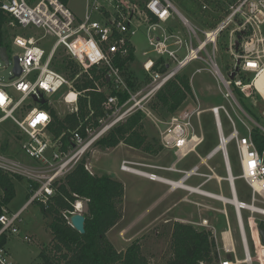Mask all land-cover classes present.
I'll return each instance as SVG.
<instances>
[{
    "label": "built area",
    "instance_id": "built-area-1",
    "mask_svg": "<svg viewBox=\"0 0 264 264\" xmlns=\"http://www.w3.org/2000/svg\"><path fill=\"white\" fill-rule=\"evenodd\" d=\"M0 15L4 18L3 25L10 28L36 27L43 30L44 37L46 34L53 37L49 50H46L40 39L33 35H15L10 42L12 48L16 49L13 56H17L21 73L13 76L11 70L9 82H0V123L10 119L16 125L24 136L20 148L32 160L30 163H22L0 155V169L10 175L27 178L30 192L27 203L40 201L46 204L54 194L55 183L83 160L91 145L132 113H144L147 97L154 96L194 60L204 61L208 65L212 76L223 86L225 98L234 99V88L247 97H255L253 93L262 96L254 83L259 74L264 72V0H229L222 18L214 26L203 30L178 12L169 0H145L142 4L137 0H86L81 16L76 15L61 0H0ZM175 16L179 19L182 30L170 29L167 25ZM140 27H144L150 47L148 51L142 52V68L147 76V86L145 90L134 91L128 86L118 61L125 60L131 49L135 54L131 37ZM228 28L227 50L234 59V65L224 75L216 62L215 50L219 36ZM198 31L203 34L202 40L198 37ZM209 45L211 49L208 51ZM60 49L84 72L92 67L102 70L106 84L116 92L127 94L122 103H119L117 94H107L101 105L103 115L97 117L95 122L87 123L83 128L84 134L81 132L83 123L69 131V144L66 146L63 143L64 131L55 136L49 130L52 122L50 109L39 105L48 104L52 95L69 84L66 77L52 67V61ZM201 52H205L206 56L201 57ZM151 54L155 56L152 57ZM9 65L10 61L6 66ZM233 72L234 76L230 77ZM251 85L253 90L247 92ZM12 89L19 93L18 97L11 92ZM70 94L74 95L72 99L75 102L78 91L69 92L64 101L69 102ZM27 99L35 104L28 106L25 104ZM42 99H45L43 103L40 102ZM255 99L259 98L255 97L254 101ZM220 110L231 122L232 129L228 134L222 128ZM209 111L214 119L218 144L208 151L205 159L212 158L217 152L221 153L228 174L230 197L209 192L200 186L185 184L188 177L200 175L198 165L187 170L177 167L179 161L195 152L204 141L203 134L196 131L191 121L193 114L199 118V109L187 117L171 116L166 126L160 129L161 146L172 151L175 157L169 165L122 160L119 170L164 183L170 188H181L213 198L223 204H232L244 258L239 259L233 249L230 251L231 257L219 256L218 264H264V243L258 231L261 220L257 217H264V159L251 141L250 130L244 135L240 134L224 105L212 106ZM92 113L90 111L88 117ZM41 116L46 119H40ZM232 141L241 167L240 177L250 188L249 202L237 199L230 175L228 144ZM84 166L93 174L87 164L84 163ZM153 170L178 172L181 175L178 179H173ZM186 201L198 207L209 208L196 201ZM21 210L22 208L15 212L9 211L7 204L3 202V193L0 195V264H14L5 243L7 234L17 231L16 223ZM242 210L249 214L247 220L253 236V250L248 246ZM222 213L226 217L229 231L226 208ZM190 223L211 231L219 254L221 247L217 242L216 231L208 220L202 218Z\"/></svg>",
    "mask_w": 264,
    "mask_h": 264
},
{
    "label": "rangeland",
    "instance_id": "rangeland-1",
    "mask_svg": "<svg viewBox=\"0 0 264 264\" xmlns=\"http://www.w3.org/2000/svg\"><path fill=\"white\" fill-rule=\"evenodd\" d=\"M33 2L35 0H29ZM139 4H142L145 0H137ZM172 5L186 17L193 25L198 29H208L214 26L224 15V9L229 0H169ZM86 0H68L67 6L78 16H81L85 9ZM178 28L182 30L180 22L175 19L174 21ZM4 37L7 41V52L11 65L6 66L5 62L0 58V82H9L11 78V70L13 63V55L16 49L11 46V39L17 35H33L40 39V43L46 50H49L50 45L53 42V37L46 34L44 37L43 30L36 27H15L10 28L3 25ZM228 31L226 29L218 38L215 56L216 62L222 74L227 75L228 71L234 65V59L227 50L228 47ZM198 37L202 40L203 34L198 31ZM132 45L135 49L134 60L128 64L127 70L123 73L126 76L134 77L135 87L134 91L145 90L147 86V76L142 68V61L144 59L142 52L150 49L144 27L138 28L136 34L131 37ZM210 45L207 47L209 51ZM57 58H67L65 52L60 49L56 53ZM201 57H205V52L199 54ZM152 57L155 55L151 54ZM78 66V65H77ZM52 67L61 73L68 80L66 85L57 94L52 95L47 106L50 110L56 113L59 118H63L66 115L75 114L79 124L87 122L92 123L94 121L81 119L79 116V97H85L89 92H102L105 96L111 93L112 89L110 85L105 84L102 78L94 82L93 88L79 90L75 83L83 78L82 73H85L81 67L79 73L74 78H69L53 65ZM182 74H185L189 78L192 94L187 96V103L184 104L182 113L170 112L164 106H162L154 96H149L145 100L146 111L142 113V122L144 125L145 133L155 149L159 150L154 152H145L142 149L132 148L124 143H120L118 147H114L107 151H102L96 145V142L89 147L83 160L84 163L89 166L90 171L93 174H110L111 171L119 176L124 182L125 193L122 204V217L121 219L107 232V238L112 243L114 248L121 252L135 239L140 240L141 252L148 259L151 264H165L172 256V227L173 221L169 220L165 216L160 214L161 205L158 207L157 212L153 211V208H146L147 203L152 196L148 185L150 180L144 177L127 173L120 172L118 170L121 159L137 161L141 163H150L165 165L174 161L175 157L172 151L164 149L159 142V131L166 126V123L170 120L171 116L187 117L191 112L196 109L201 110L200 116L197 119L195 114L191 116V121L196 129L204 136V141L196 148V151L191 153L186 159L190 161V164L198 161L196 155L200 154L205 156L208 151L216 144H218V136L214 119L209 108L215 105H224L232 117L236 128L240 134L244 135L248 130H251L253 126H258L264 129V102L255 99V94L249 96V102L246 101V111L238 101L237 96L234 93V99L225 98L223 86L212 76L208 70V65L201 60H194L188 66L181 70ZM234 88L233 91H235ZM71 91H78L76 101L71 102L73 94L69 95V102L64 101V97ZM247 92H251V89H247ZM11 92L18 97L19 93L13 89ZM246 97V96H244ZM185 99V100H186ZM25 104L28 106L35 104L31 99H27ZM102 105V103H101ZM27 106V107H28ZM200 107V108H199ZM147 112V113H146ZM220 121L225 134H228L232 125L222 110L219 111ZM256 119H255V118ZM87 119V120H86ZM258 121V122H257ZM78 124V125H79ZM24 138L23 134L14 125V123L7 119L0 123V155L12 161H20L22 163H30L32 160L21 150L20 143ZM229 155L234 159L238 160L236 146L234 141L228 144ZM214 157V156H213ZM212 164L217 167V172L223 174L224 166L221 159V154H217L212 158ZM147 169V168H144ZM152 170V169H151ZM12 183L14 187V197L7 203L9 211L15 212L22 208L20 217L17 225L16 232H9L7 234V241L5 247L11 257L14 264H42L39 258V252L43 246L49 247L50 240L52 238L49 228L45 223V219L41 216L39 206L37 202L27 203L30 192L27 178L22 175H13ZM236 190L239 199L249 202L250 200V188L246 185L243 180H237L235 182ZM210 189L214 192H221L224 196L229 197L230 192L228 184L223 183L222 189L219 190L215 183L210 185ZM2 189L0 187V195ZM78 201L74 203L77 204ZM27 203V204H26ZM80 209L75 212L84 211L85 205L80 201ZM26 204V205H25ZM208 205H214L218 208H222L223 204L218 201H209ZM186 207V205H184ZM197 208L206 209L204 206H196ZM228 212L229 222L232 225L233 235L236 240V254L239 259H243L244 255L242 252V246L240 244L239 235L236 232V220L235 214L231 206L226 205ZM205 211V210H204ZM188 218L184 221L190 223L198 220L199 210L195 214L188 212ZM242 221L244 225V231L247 238L248 246L250 250H253V236L250 229L249 221L247 220L249 214L245 211H241ZM138 218H135V216ZM210 221L213 223L216 232L219 234L221 230L227 228L225 217L223 214L218 212H212V214H205ZM194 216V218H193ZM247 216V218H246ZM257 217L264 221V217L257 215ZM138 219V224L144 226L141 230H135L138 227L135 224V220ZM219 245L221 242L219 241ZM221 247V246H220ZM48 249V248H47ZM221 256V254H218ZM223 256V255H222ZM231 257V256H229ZM224 258V257H222ZM246 264V263H243ZM252 264H259L253 262Z\"/></svg>",
    "mask_w": 264,
    "mask_h": 264
},
{
    "label": "trees",
    "instance_id": "trees-1",
    "mask_svg": "<svg viewBox=\"0 0 264 264\" xmlns=\"http://www.w3.org/2000/svg\"><path fill=\"white\" fill-rule=\"evenodd\" d=\"M67 3L68 0H61ZM4 18L0 15V45L7 47V41L3 30ZM133 49L125 60H119L123 73L128 64L134 60ZM57 56V55H56ZM54 57L52 65L65 74L74 78L79 73V68L72 60ZM102 70L92 67L88 72L82 73L83 78L76 87L81 89L93 88L94 82L102 78ZM128 86L134 90V77L126 76ZM112 89V88H111ZM117 94L119 103L126 98L125 92ZM235 95L244 109H247L248 97L235 89ZM192 94L189 78L185 74L176 77L156 93L157 101L168 111L175 112L187 96ZM258 95V94H257ZM102 92H89L85 97H79V116L81 119L92 111L88 120L95 122L97 117L103 115L101 103L105 99ZM47 107V103L39 104ZM50 109V108H49ZM52 122L50 132L55 136L65 132L64 146L69 144V131L78 126L75 114L59 118L53 110H50ZM142 112L137 111L129 115L124 121L115 125L104 136L96 141V145L102 151H107L124 143L135 149L156 153L154 145L148 139L142 122ZM255 118V117H254ZM86 119V120H87ZM256 119V118H255ZM258 122V121H257ZM84 122L81 132L84 134ZM250 138L256 150L264 159V131L258 126L250 130ZM12 176L0 169V187L3 193V202L9 203L14 197ZM124 197L123 184L110 174H91L84 166L82 160L69 174L55 183L54 194L46 204L37 202L41 216L49 228L52 236L49 247L43 246L39 252L42 264H151L141 252L140 240L132 241L124 251H117L107 238V232L121 219ZM82 201L85 205L81 214L84 216V233H79L69 223L71 212H74V203ZM259 228L264 230V221L259 222ZM172 256L165 264H218V252L216 242L210 230L198 228L191 223L175 221L172 227Z\"/></svg>",
    "mask_w": 264,
    "mask_h": 264
},
{
    "label": "crops",
    "instance_id": "crops-1",
    "mask_svg": "<svg viewBox=\"0 0 264 264\" xmlns=\"http://www.w3.org/2000/svg\"><path fill=\"white\" fill-rule=\"evenodd\" d=\"M175 19H177L179 21V19L176 16L168 21L167 25L169 26L170 29H172V28L173 29H177L178 28L177 24L174 22ZM254 84H256V80H255ZM248 88L253 90V86L252 85L250 87H248ZM255 96L257 98H259V100L264 102L263 95L260 96V95H257V93H255ZM187 101H188V99L184 100V102L178 108L176 113L179 110H180L179 112H181V113L184 111L182 109H183L184 104L187 103ZM119 145H117L116 147H118ZM215 146H216V144L211 149H213ZM219 153L220 152H217L214 155V157L217 154H219ZM205 156L203 157L200 154L196 155V158L198 159V161L194 162L193 164H190V161H188L186 159L187 157H185L181 161L178 162L177 167L179 169H181V170H187V169H190L194 165H198L199 166L200 175H192V176L188 177L185 180V184L190 185V186H200V188H202L204 190H207L209 192H212V193H215V194H222L221 192L212 191L210 189V185L212 183H215L218 186V189L221 190L223 183L226 182L228 184V188H229L228 174L225 171L223 157L221 156L225 173L219 174L216 171L217 167L214 164H212L213 163L212 162V158H214V157H212L210 159H205ZM122 160H124V159H121V161ZM148 164H150V163H148ZM169 164L170 163H166L165 165H169ZM156 165H158V164H156ZM229 166H230V175H231V177L233 179V184H234V187L236 189L235 182L237 180H243L240 177L241 167H240L239 159L238 160L234 159V158L231 159V157L229 155ZM118 170H119V167H118ZM153 171H155V172H157V173H159V174H161V175H163L165 177H169V178H173V179H178L180 177V175H181L178 172L163 171V170H153ZM120 172H123V171H120ZM110 175L113 178L119 180L124 186V182L119 178V176L117 174H115V173H113L111 171ZM145 179H147V178H145ZM149 182L150 183L148 185H146V186L148 188H150L152 196L149 197L151 201H149L147 203L146 208H153V211L157 212L158 207L161 205L160 214L165 216L166 218H169V220H172L173 222H175V221L186 222L184 220H186L188 218V215H189L188 212H191L192 214H195L197 212V209H198L199 210V218L196 221H200L202 218H206L208 220V222L210 223V225L212 227H214L213 223L205 215L206 213L212 214V212L214 211V212H218V213L223 214L222 210L224 208H226V205L231 206L233 211H234V207L230 203L229 204L228 203L227 204H223L222 203L223 207L220 209V208L214 206L213 204L212 205L206 204L209 201H218V200H215L213 198L205 197V196H202L200 194L190 193L187 190H184V189H181V188H175V189L174 188H170L168 185H166L164 183H161V182H158V181H151L150 180ZM229 192H230V189H229ZM124 193H125V187H124ZM236 196H237L238 200H241L238 197L237 190H236ZM123 199H124V197H123ZM186 199L202 203V204L206 205L209 208H206V207H204L206 209L197 208L195 204H193L192 202L186 201ZM218 202H220V201H218ZM184 205H186V207ZM210 208H213V210H211ZM226 212H227V209H226ZM234 214H235V212H234ZM227 216H228V212H227ZM135 218H138V216L136 215ZM193 218H194V216H193ZM246 218H247V216H246ZM235 220H236V218H235ZM225 221H226V217H225ZM228 222H229V218H228ZM134 225L136 227H138L135 230H138V229L141 230L142 228H144V226L141 225V223L138 224V219L135 220V224H133V226ZM234 230H236V232L238 233L237 223H236V227H235ZM222 233H223V236H222L223 238L221 237ZM216 238H217V242L218 243H219V241L221 242V245H220L221 246V250L219 252L221 254L220 257L229 258V256H232L230 251L233 250V249L236 252V240L234 238L233 229H232V225H231L230 222H229V231H228V226H227V228L224 229V230H221L219 234L216 232ZM223 248H224V250L225 249L226 250L224 251Z\"/></svg>",
    "mask_w": 264,
    "mask_h": 264
},
{
    "label": "water",
    "instance_id": "water-1",
    "mask_svg": "<svg viewBox=\"0 0 264 264\" xmlns=\"http://www.w3.org/2000/svg\"><path fill=\"white\" fill-rule=\"evenodd\" d=\"M236 48L238 47V40L235 42ZM0 58L5 62V64L9 63L8 55L6 52V47L0 45ZM237 67L235 68V70ZM12 73L13 76H18L21 73V69L18 65L17 56H13V63H12ZM234 76V72L231 73L230 77ZM45 99L40 100L41 103L44 102ZM69 223L70 225L77 230L79 233H84V216L81 214V212H73L71 216L69 217ZM259 234L261 236L262 242L264 243V230L261 228H258Z\"/></svg>",
    "mask_w": 264,
    "mask_h": 264
},
{
    "label": "bare ground",
    "instance_id": "bare-ground-1",
    "mask_svg": "<svg viewBox=\"0 0 264 264\" xmlns=\"http://www.w3.org/2000/svg\"><path fill=\"white\" fill-rule=\"evenodd\" d=\"M256 86L260 90V92L262 93L263 98H264V72L259 74V76L256 78ZM72 100L73 99L71 98V101ZM80 204H81L80 201H78L77 204L75 205L76 210L80 209Z\"/></svg>",
    "mask_w": 264,
    "mask_h": 264
},
{
    "label": "snow or ice",
    "instance_id": "snow-or-ice-1",
    "mask_svg": "<svg viewBox=\"0 0 264 264\" xmlns=\"http://www.w3.org/2000/svg\"><path fill=\"white\" fill-rule=\"evenodd\" d=\"M40 119H46V117L41 116Z\"/></svg>",
    "mask_w": 264,
    "mask_h": 264
}]
</instances>
